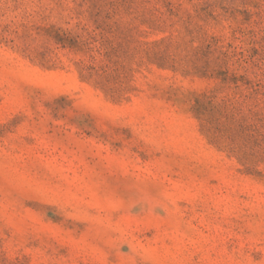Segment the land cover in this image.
<instances>
[{"label":"rangeland","instance_id":"obj_1","mask_svg":"<svg viewBox=\"0 0 264 264\" xmlns=\"http://www.w3.org/2000/svg\"><path fill=\"white\" fill-rule=\"evenodd\" d=\"M0 264H264V0H0Z\"/></svg>","mask_w":264,"mask_h":264}]
</instances>
